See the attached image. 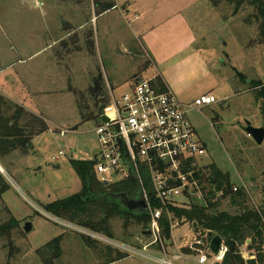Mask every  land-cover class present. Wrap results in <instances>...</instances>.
<instances>
[{
	"label": "rangeland",
	"instance_id": "obj_1",
	"mask_svg": "<svg viewBox=\"0 0 264 264\" xmlns=\"http://www.w3.org/2000/svg\"><path fill=\"white\" fill-rule=\"evenodd\" d=\"M75 1L0 0V91L22 90L26 107L47 124V130L32 140L33 151L25 155L13 151L0 161L10 178L8 182L0 178V223L14 218L22 232L26 223L32 227L23 235L14 232L18 252L4 249L7 241H0V264H44L36 251L60 236L62 255L55 264H104L100 251L105 247L126 255L111 264H158L146 255L162 259V250L169 257L176 255V247L182 248L196 235L189 224H179L167 241L160 235L140 256L127 249L141 251L153 242L142 235L143 225L114 218L113 239H107L55 219L44 208L80 191L69 162L92 160L98 152L94 134L100 123L98 108L106 107L111 97L121 98L140 79L155 80L156 70L163 78H178L180 63L187 74L172 81L177 100L191 104L203 95L217 100L187 113L205 147L199 164L214 165L228 174L231 183L245 187L258 205L264 197L259 196L264 187V142L258 146L244 132L247 123L254 128L263 124L249 87L250 81L264 84V45L258 44V25L251 21L255 12L249 6L235 12L234 5L212 6L208 0H116L120 5L130 3L127 17L123 6L100 18ZM134 10L140 12L134 14L136 20ZM90 33L93 51L88 47ZM153 41L158 48L150 49ZM156 50L170 59L161 61ZM194 50L198 61L188 59ZM99 73L105 99L95 107L87 92ZM18 96L13 97L19 101ZM79 106L95 110L96 118L82 123ZM61 130L67 131L64 136ZM254 187L258 192H252ZM83 236L95 241L94 246L87 247ZM183 258L186 262L174 264H197L193 258Z\"/></svg>",
	"mask_w": 264,
	"mask_h": 264
},
{
	"label": "trees",
	"instance_id": "obj_2",
	"mask_svg": "<svg viewBox=\"0 0 264 264\" xmlns=\"http://www.w3.org/2000/svg\"><path fill=\"white\" fill-rule=\"evenodd\" d=\"M208 1L212 6H217L222 2L234 5L235 12L242 6L253 8L255 13L251 17V21L258 25L257 42L259 45H264V0ZM75 3L77 6H85L86 9L92 8L95 17L115 8V0H76ZM91 36V33L87 36L88 47L93 51L94 43L90 40ZM238 77L244 81L242 75H238ZM92 81V87L87 93L91 101H95L96 107L104 101L103 91L106 87L101 73ZM153 84L161 90L166 88L160 77H156ZM249 87L259 106L264 128V84L260 81H250ZM79 110L82 123L96 118V111L89 107L79 106ZM46 130L47 124L42 118L0 93V161L13 151H18L21 155L33 151L32 140ZM69 164L80 180L81 189L68 198L45 206L44 211L49 216L107 239H113L111 221L114 218H119L126 224L133 221L136 225H143L142 233L146 232L150 222L148 214L129 213L118 201H114L110 197L111 195L124 194L130 199H135L139 193V185L134 178L106 185L97 180L92 160H70ZM196 178L199 180L203 201L199 202L193 199L188 207L170 208L174 217L184 219L183 223L189 224L191 227L195 224L193 229L195 233L200 235L211 233L222 239L226 251L221 262L216 264H264V197L260 196V194L264 195V187L260 190V201L257 205L245 187L233 185L230 176L214 165L205 167L196 174ZM143 179L147 190L149 189L148 192H150L147 177L144 176ZM1 180L3 179L1 178ZM253 191L258 192L257 187H254ZM151 206L153 207L155 204H151ZM159 228L161 238L169 240L170 229L165 216L160 220ZM14 232L17 235H23L14 218L0 223V241H7L4 249L10 247L18 252L19 250L12 241ZM61 241L62 236L55 238L36 251L43 258L44 264H55L61 257ZM82 241L87 247H93L95 243L85 236L82 237ZM100 252L101 257L105 259L104 264H111L126 258L125 254L109 247L103 248ZM245 254L246 259L243 258Z\"/></svg>",
	"mask_w": 264,
	"mask_h": 264
},
{
	"label": "built area",
	"instance_id": "obj_3",
	"mask_svg": "<svg viewBox=\"0 0 264 264\" xmlns=\"http://www.w3.org/2000/svg\"><path fill=\"white\" fill-rule=\"evenodd\" d=\"M153 80L140 79L118 100L111 97L99 114V119L103 116L106 122L100 119L94 130L99 147L92 158L97 180L108 185L134 178L139 185L138 196L148 207L150 222L145 231H149L154 240L144 245L141 251L127 249L140 256L157 242L159 222L164 216L170 233L184 222V219L175 218L170 208L188 207L193 199L203 201L196 174L205 168L199 164V158L205 155V147L199 142L187 113L217 103L214 96L203 95L191 104H182L167 86L161 90ZM65 132L61 130L60 135L64 136ZM144 176L149 181L150 192ZM71 229L78 230L76 227ZM209 243L207 235L196 233L192 241L185 242L180 249L176 247V255L169 257L162 250V259L146 257L158 264L186 262L183 256L193 258L197 264L221 262L226 251L223 242L216 255L211 253ZM182 249L188 250L189 254H184Z\"/></svg>",
	"mask_w": 264,
	"mask_h": 264
},
{
	"label": "water",
	"instance_id": "obj_4",
	"mask_svg": "<svg viewBox=\"0 0 264 264\" xmlns=\"http://www.w3.org/2000/svg\"><path fill=\"white\" fill-rule=\"evenodd\" d=\"M99 114H102V106H100L97 110ZM101 121L106 122V119L102 116ZM244 132L251 140L258 146L262 145L264 142V128H254L250 127L247 123V127L244 129ZM112 200L118 201L122 207L128 211L129 213H146L148 214V207L144 199L139 195L136 199H130L126 197L124 194L111 195ZM195 224H193V229L195 228ZM31 224L26 223L23 227L24 233H29L31 231ZM151 233L149 231L143 232V236H149ZM207 237L210 239L209 249L212 254L216 255L221 247L222 239L219 236H213L211 233L207 234Z\"/></svg>",
	"mask_w": 264,
	"mask_h": 264
},
{
	"label": "crops",
	"instance_id": "obj_5",
	"mask_svg": "<svg viewBox=\"0 0 264 264\" xmlns=\"http://www.w3.org/2000/svg\"><path fill=\"white\" fill-rule=\"evenodd\" d=\"M128 4H130V3H128V2H126V3H124V5H120V4H118L117 3V1L115 0V8L114 9H112L111 11H109V12H106V13H104V14H102L101 16H99L100 18L101 17H104L105 15H107V14H109V13H111V12H113V11H118L119 9H121L123 6H126L127 7V5ZM132 9H134V6H132L131 7ZM129 9H130V6H128L125 10H124V14H123V17H124V15H125V17H127V14H129L130 13V11H129ZM139 11L137 12L136 10H134L133 11V16H134V14H136V15H139ZM94 16V15H93ZM135 17V19H133V20H136L137 18H139L138 16H134ZM84 30V29H83ZM134 36V35H133ZM150 46H153V48H150V49H155V48H158V45L157 44H155L154 43V41L153 42H151V45ZM163 51H165V50H163ZM155 52V54L160 58V60L161 61H164V60H166L167 58L168 59H170V57H169V55H164L163 54V56H162V53H161V51H160V53L158 52V50H156V51H154ZM41 55V54H40ZM187 55H189V58L188 59H191V58H195L197 61L200 59V55H199V53L196 51V50H194L193 52H190V54H187ZM39 56V55H38ZM52 62H53V60H52ZM202 62V61H201ZM182 63H180L179 64V66L181 65ZM178 66V78L177 77H174V78H169V76H167V78L164 76V78H163V75L162 74H160V71L159 70H156L157 71V74L159 75V77L162 79V81L164 82V84L173 92V86L174 87H176V85H175V82H172V81H174L175 79H179V76H180V74H187L186 73V66H180L179 67ZM195 66V62H194V60H193V62H192V64L190 65V68L191 69H193V67ZM35 82H38V87H42L43 86V84H42V82H41V79L40 78H36V81ZM25 86V85H24ZM35 87H37V83H35ZM21 89H22V87H21ZM37 89V88H36ZM111 89V88H110ZM22 91V90H21ZM21 91H19V92H17L16 90H14V91H11L10 89H8V90H1L0 91V93L4 96V97H6V98H8V99H10V100H12L13 102H15V103H17V104H19V105H21V106H23L25 109H27L28 111H30V112H33V110H31V109H29L28 107H26V105H28V103L26 102V100H25V98H24V94L23 93H21ZM17 92V93H16ZM174 93V92H173ZM13 94V95H12ZM175 94V93H174ZM19 95V96H18ZM42 95V94H41ZM176 95V94H175ZM13 96H18V98L19 99H21V100H16ZM42 96H44V95H42ZM185 105H188V104H185ZM0 177L3 179V180H5V181H9V176L7 175V173L5 172V170L3 169V166H2V163L0 162ZM61 226H64V227H67L66 225H63L62 223H61ZM67 228H69V229H71L70 228V226H68Z\"/></svg>",
	"mask_w": 264,
	"mask_h": 264
}]
</instances>
